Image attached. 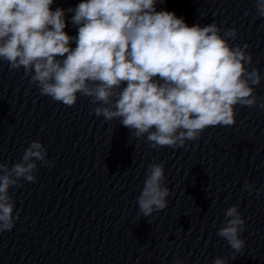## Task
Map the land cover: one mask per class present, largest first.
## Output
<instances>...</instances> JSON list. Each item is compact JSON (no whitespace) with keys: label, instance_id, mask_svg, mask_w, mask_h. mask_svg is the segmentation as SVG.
Returning a JSON list of instances; mask_svg holds the SVG:
<instances>
[{"label":"clouds","instance_id":"1","mask_svg":"<svg viewBox=\"0 0 264 264\" xmlns=\"http://www.w3.org/2000/svg\"><path fill=\"white\" fill-rule=\"evenodd\" d=\"M53 3L0 0V61L9 71L23 69L29 83L54 102L73 107L78 95L89 97L98 105L90 115L118 120L153 149L183 148L209 127L235 125L237 106L264 109L255 94L261 74L248 67V45L229 42L237 38L235 28L189 26L174 12L157 11L163 0H81L67 9L77 27V35L69 36L65 10H52ZM254 6L264 18V0ZM37 161L53 166L39 140L11 167L0 162V233L11 231L19 218L10 187H20L21 180L35 183ZM165 180L164 162L151 163L136 200L142 217L169 206ZM253 190L261 191L245 181L244 191ZM224 215L216 235L234 254H243L246 220L238 205ZM173 264L184 262L177 257ZM212 264H228V258L217 256Z\"/></svg>","mask_w":264,"mask_h":264},{"label":"water","instance_id":"2","mask_svg":"<svg viewBox=\"0 0 264 264\" xmlns=\"http://www.w3.org/2000/svg\"><path fill=\"white\" fill-rule=\"evenodd\" d=\"M80 2L54 0L50 6L65 10L69 36L77 35V27L67 9ZM156 10L174 12L189 26L215 22L222 30L235 28L237 38L229 42L248 45V67L261 74L255 94L258 104L264 101V18L256 16L254 0H163ZM0 68L84 189L151 264H173L177 257L184 264H212L217 256L228 264H264V109L237 106L235 125L209 127L183 148L153 149L118 120L90 115L98 106L91 98L78 95L75 106L67 107L41 95L23 69L9 71L3 61ZM153 162H164L171 195L165 210L145 218L136 200ZM245 181L261 189L259 195L244 191ZM232 205L246 220L243 254H234L216 235Z\"/></svg>","mask_w":264,"mask_h":264}]
</instances>
